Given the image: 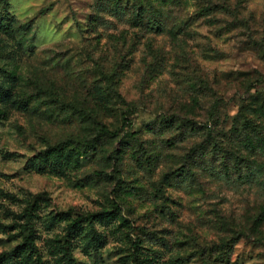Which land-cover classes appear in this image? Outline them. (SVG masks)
Returning a JSON list of instances; mask_svg holds the SVG:
<instances>
[{"label":"rangeland","instance_id":"374dc122","mask_svg":"<svg viewBox=\"0 0 264 264\" xmlns=\"http://www.w3.org/2000/svg\"><path fill=\"white\" fill-rule=\"evenodd\" d=\"M263 170L264 0H0V257L264 264Z\"/></svg>","mask_w":264,"mask_h":264},{"label":"trees","instance_id":"16d2710c","mask_svg":"<svg viewBox=\"0 0 264 264\" xmlns=\"http://www.w3.org/2000/svg\"><path fill=\"white\" fill-rule=\"evenodd\" d=\"M63 149L62 145L58 146L57 149L55 150H59L61 151ZM58 166H59V163H58ZM45 169V168H43ZM261 174H264V170L261 172ZM259 183L261 185H263V180L259 181ZM31 220H29V223H30ZM78 221H74L71 225H70V231L73 233L74 231H76V226L78 225ZM26 231L28 232V235L24 238V241H23V244L22 246H25V247H30V248H33V227L32 226H27L26 227ZM68 251V250H66ZM16 252H11V253H5L3 254L1 257H0V263L1 264H4V263H9V264H21V263H18L16 262Z\"/></svg>","mask_w":264,"mask_h":264}]
</instances>
